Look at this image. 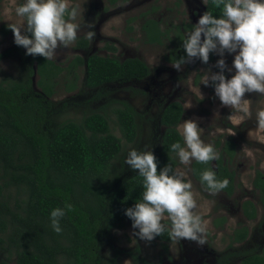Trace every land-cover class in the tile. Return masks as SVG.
I'll list each match as a JSON object with an SVG mask.
<instances>
[{
  "label": "trees",
  "instance_id": "obj_1",
  "mask_svg": "<svg viewBox=\"0 0 264 264\" xmlns=\"http://www.w3.org/2000/svg\"><path fill=\"white\" fill-rule=\"evenodd\" d=\"M205 9L214 15L220 12L212 0H207ZM191 25L176 26L172 61L185 55L182 39ZM143 27L148 42H162L166 33L157 20L148 19ZM11 31L8 25H1L3 36ZM88 46V38H77L76 47ZM111 49L116 50L113 46ZM12 52V48L1 51L0 61ZM27 57L35 69L31 66L20 77L0 80V247L7 253L0 264H100L101 229L122 228L131 223L124 210L143 191L138 171L119 182L113 166L125 144L139 137V120L143 116L129 101L112 99L104 109L109 108L115 115L120 135L112 131L105 110L89 111L80 120L55 123L50 119L53 112L50 97L55 94V79L63 71L81 65L86 68L85 85L93 89L121 80L144 79L151 73V67L138 57L121 60L115 55L96 53L86 59L76 56L65 67L39 55ZM35 72L41 91L32 84ZM185 112L180 100L167 103L161 110L164 132L155 152L158 170L166 163L179 165L169 145L176 140L183 142L176 125L182 122ZM220 144L217 141L214 148ZM234 147L232 140L225 144L230 157L234 155ZM212 162L193 161L195 178L199 181L200 172L212 167L218 178H228L229 184L222 190L232 194L234 176L224 164V155L220 153L216 160L217 169ZM254 185L264 203V172H257ZM12 188L19 190L20 196L13 199ZM65 202L71 203L72 209L61 220L62 232L56 233L49 225L48 215L52 208L62 207ZM242 206L249 219L257 216L251 200L244 201ZM247 233L242 226L230 238L239 242ZM154 239L167 242L163 248L169 250L168 242L172 239L167 233ZM246 257L241 264H264V249Z\"/></svg>",
  "mask_w": 264,
  "mask_h": 264
},
{
  "label": "rangeland",
  "instance_id": "obj_2",
  "mask_svg": "<svg viewBox=\"0 0 264 264\" xmlns=\"http://www.w3.org/2000/svg\"><path fill=\"white\" fill-rule=\"evenodd\" d=\"M8 4L9 0H0V28L2 24L9 25L13 22L3 14V9ZM205 7L204 0H118L116 3H110L109 0H82L83 15L78 17L81 28L77 38L92 30L94 36L89 39V46L76 47V39L67 47L58 48L51 58L65 67L76 56L86 59L96 53L115 55L121 60L138 57L151 67V73L144 79L121 80L108 83L100 89L85 85V65L65 70L55 79V94L50 97L53 101L50 119L55 123L67 119L80 120L89 111L105 110L112 131L120 135L115 115L109 108L104 109L110 100H127L142 114L143 117L139 120V137L133 143H126L120 158L114 162L119 182L138 171L123 163L129 148L147 147L155 154L164 132V126L160 122L162 108L174 100L183 103L184 99L191 100L192 107L185 109L183 120H196L204 128L202 139L205 142L213 145L217 141L221 142L216 151L219 155H224L228 167L235 174L236 187L232 194L224 191L212 193L195 178L193 161L187 166H177L188 172L198 211H202L208 220L205 243L199 244L184 238L178 241L172 239L168 242L169 250L166 251L163 243L167 242L155 239L144 241L134 237L131 223L111 230L104 226L100 232V264H217L218 258L227 252L244 254L264 246V204L253 186L256 171H264V131L250 138L249 131L256 127L255 118L234 125L227 119L232 109L220 104L211 84L205 86L200 83L201 75L209 68L214 72L219 71L215 67L219 54L210 52L207 64L193 58L179 70L172 66L174 61L170 59L174 50L176 26L181 23L194 24ZM148 19L157 20L162 30H166L161 43L147 41L143 26ZM111 46L116 50L111 49ZM9 48L13 49L12 54L0 61V80L20 77L31 66L35 69V64L25 54L26 50L14 43L12 31L4 36L0 33V52ZM234 55L227 52L224 54L229 67ZM232 74L234 70L232 73L225 71L226 77ZM31 79L35 90L41 91L37 84L39 75L35 72ZM245 98H249V94L245 93ZM250 99L254 116L261 101L258 100V94H252ZM217 112L219 117L216 118ZM229 139L235 143L232 157L225 151V144ZM18 191L16 188L11 189L13 199L20 196ZM246 199L255 203L258 213L253 220L247 219L242 212V204ZM240 225L248 227L247 239L229 246V235ZM6 257V251L0 247V260ZM240 260L239 256H235L229 264H239Z\"/></svg>",
  "mask_w": 264,
  "mask_h": 264
},
{
  "label": "clouds",
  "instance_id": "obj_3",
  "mask_svg": "<svg viewBox=\"0 0 264 264\" xmlns=\"http://www.w3.org/2000/svg\"><path fill=\"white\" fill-rule=\"evenodd\" d=\"M207 3V0H204ZM220 10L214 15L204 11L185 32L182 48L185 55L172 62L179 70L193 58L207 64L210 52L219 54L215 67L201 75L200 83L211 86L222 106L232 109L227 119L234 125L255 118L256 127L249 131L250 138L264 131V0H212ZM3 14L13 21L14 43L23 47L26 55L51 59L58 48L67 47L75 41L81 28L78 17L83 15L82 0H9ZM88 27L91 29V25ZM91 39L94 32L85 33ZM203 37V38H202ZM225 52L234 57L232 65L226 64ZM234 74L226 77L225 71ZM245 93L249 98H245ZM258 94L260 107L253 116L251 95ZM203 97L201 96V99ZM192 107L191 100H183V109ZM219 113H216V118ZM182 137L169 145L179 165L187 166L192 161L207 163L216 161L219 153L212 143L202 139L204 128L194 119H186L176 125ZM123 163L142 177L143 191L132 206L124 210L131 221L133 236L144 241L167 233L173 240L182 238L203 244L208 232V220L194 195L192 180L188 172L166 163L159 167V161L150 148H129ZM199 181L206 190L215 193L225 189L228 178H218L212 167L203 169ZM72 204L54 207L48 215L49 225L56 233L62 232L61 220Z\"/></svg>",
  "mask_w": 264,
  "mask_h": 264
},
{
  "label": "flooded vegetation",
  "instance_id": "obj_4",
  "mask_svg": "<svg viewBox=\"0 0 264 264\" xmlns=\"http://www.w3.org/2000/svg\"><path fill=\"white\" fill-rule=\"evenodd\" d=\"M206 8V7H205ZM206 10V9H205ZM160 24V23H159ZM184 23H181L180 25L182 26ZM161 27V26H160ZM182 28H183V26H182ZM162 29V28H161ZM164 32H166V30L164 31ZM186 32V31H185ZM175 33H176V31H175ZM170 34L168 33V36H169ZM175 35V34H174ZM229 140H231V139H229ZM227 142V141H226ZM216 146V143H215V145H214V147ZM216 150V149H215ZM212 164H213V166L217 169V167H216V161H213L212 162ZM224 164L227 166V168H228V170L230 171V172H232L233 173V176H234V178H235V174H234V172L232 171V170H230V168L228 167V165H227V161L225 160V157H224ZM258 171H261V172H264L263 170H257L256 171V174H257V172ZM256 174H255V176H254V178H253V186H254V188H255V185H254V179H255V177H256ZM200 182V181H199ZM235 187H236V185H235V179H234V188H233V192H234V190H235ZM256 189V188H255ZM258 192H259V190L258 189H256ZM220 191H224V190H220ZM225 193H227L226 191H224ZM232 192V193H233ZM228 194V193H227ZM230 195V194H229ZM259 195H260V193H259ZM247 200H250V199H246V200H244V201H247ZM260 200H261V197H260ZM244 201H243V203H244ZM252 201V200H251ZM253 202V201H252ZM262 202V201H261ZM254 203V202H253ZM263 203V202H262ZM264 204V203H263ZM243 205V204H242ZM254 205H255V203H254ZM256 207V206H255ZM256 211H257V209H256ZM242 212L244 213V209L242 210ZM258 213V212H257ZM244 215H245V213H244ZM245 217L247 218V219H249L246 215H245ZM257 217V216H256ZM255 217V218H256ZM254 218V219H255ZM249 220H253V219H249ZM242 226H245L246 228H247V230H248V233H247V236L242 240V241H239V242H232V240H231V238H230V236L231 235H233L234 234V231H235V229H237V228H240V227H242ZM237 228H235L234 229V231H233V233H231V235H229V239H230V243H229V246H232L233 244H236V243H240V242H243L244 240H246L247 239V237H248V235H249V229H248V227L246 226V225H240L239 227H237ZM264 249V246L261 248V249H254V250H249L248 252H246V253H240V252H233L234 254H232V255H230L229 253H231V252H227V253H225L222 257H219L218 258V260H217V264H229L230 262H232V260L235 258V256H239V258L241 259L240 260V263L239 264H241L247 257L246 256H248L251 252H261L262 250ZM225 259H227V261H225Z\"/></svg>",
  "mask_w": 264,
  "mask_h": 264
}]
</instances>
